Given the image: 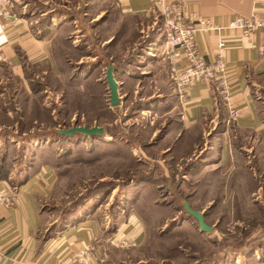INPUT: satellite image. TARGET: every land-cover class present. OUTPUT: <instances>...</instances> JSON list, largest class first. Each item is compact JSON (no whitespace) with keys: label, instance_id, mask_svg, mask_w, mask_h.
Wrapping results in <instances>:
<instances>
[{"label":"rangeland","instance_id":"obj_1","mask_svg":"<svg viewBox=\"0 0 264 264\" xmlns=\"http://www.w3.org/2000/svg\"><path fill=\"white\" fill-rule=\"evenodd\" d=\"M55 3L53 12L74 14L76 25L83 26L82 0ZM68 41L55 42L56 74L31 64L24 81L0 64V142L9 136L17 141L11 160L16 165L26 163L30 149L50 164L54 178L40 201L48 227L68 224L65 217L77 223L94 209L98 222L110 219L105 224L118 225L131 214L141 235L118 246L102 241L106 264H264V144L233 128L228 151L222 137L218 162L219 140L203 135L208 127H195L179 149L174 93L176 102L160 104L154 93L143 103L129 92L133 82H124L128 94L95 123V111H85V85L83 90L70 85L77 53ZM94 52L101 55L98 48ZM72 124L100 125L105 135L64 140L54 131ZM183 200L203 213L210 231L198 230L181 207Z\"/></svg>","mask_w":264,"mask_h":264},{"label":"crops","instance_id":"obj_2","mask_svg":"<svg viewBox=\"0 0 264 264\" xmlns=\"http://www.w3.org/2000/svg\"><path fill=\"white\" fill-rule=\"evenodd\" d=\"M164 1L179 2L187 11L215 25H226L234 16L244 17L252 9L264 14V0ZM55 5V0H11L12 18L0 26V64L13 75L25 81V68L31 64L56 74L55 42L69 39L68 48L77 53L71 58L76 66L68 77L70 85L78 90L85 85L89 97L97 86H103V96H108L101 70L111 64L118 98L128 94L125 83L133 82L129 92L137 93L143 103L154 93L162 98L160 104L169 98L176 102L161 54L157 0H82L80 28L76 15L53 12ZM218 38L226 43L223 57L230 90L228 101L235 107L236 115L224 123L226 107L216 94L214 82L196 79L187 87L185 98L177 102L180 127L174 139L181 149L184 138L191 137L192 128L208 127L202 133L220 141L214 148V157L222 162V137L228 151V134L233 128L251 133L264 144V119L260 115L264 103V40L256 31L243 35L233 28L198 30L194 36L197 53L212 60ZM97 48L99 57L94 52ZM108 107L111 109L112 105ZM28 145L31 146L30 141ZM18 146L10 136L0 142V191L9 196L7 203L0 202V264H59L69 251L85 243L100 248L106 236L135 241L141 235L140 222L133 215L127 214L118 225L105 224L110 219L98 222L94 209L90 216L86 214L77 223L55 227L50 236L42 238L40 232L48 228V222L40 201L53 181V170L47 161H38L32 149L26 163L16 165L11 160ZM96 264H106L103 255Z\"/></svg>","mask_w":264,"mask_h":264},{"label":"built area","instance_id":"obj_3","mask_svg":"<svg viewBox=\"0 0 264 264\" xmlns=\"http://www.w3.org/2000/svg\"><path fill=\"white\" fill-rule=\"evenodd\" d=\"M256 1V0H253ZM161 14V54L167 63V75L170 88L178 102L186 96L187 87L196 79L214 82V89L224 107L228 124L236 115V109L229 101V85L225 74V58L223 57L226 43L218 38L212 60H205L196 51L194 36L198 30H215L218 28L239 29L244 34L258 32L264 40V14L252 9L247 15L234 16L226 25L209 23L195 12L187 11L179 2L157 0ZM11 0H0V26L12 18ZM182 62L181 64H179ZM179 65V68L177 66ZM9 196L0 191V202L7 203ZM104 241L118 246L133 242L130 239L106 236ZM102 253L99 248L85 243L80 248L69 251L59 264H96Z\"/></svg>","mask_w":264,"mask_h":264},{"label":"water","instance_id":"obj_4","mask_svg":"<svg viewBox=\"0 0 264 264\" xmlns=\"http://www.w3.org/2000/svg\"><path fill=\"white\" fill-rule=\"evenodd\" d=\"M113 69H114V67H112L111 64H107L105 69H104V72H103V77H104L106 87H107V94L109 97L108 102L112 106L114 104L118 103V101H119L118 93H116L117 84H116V81L114 80V78L112 77ZM54 131L56 134L61 135L65 138H68L69 136H71L73 134L84 135L87 138L99 137V136H103V134H104L103 133V127H101L100 125H98V126H96V125L79 126V125L72 124V125L66 127V129L65 128H57ZM180 205L183 208V210L190 217H192V219L196 223L199 231H210L211 230L210 226L204 222L203 213L201 211L199 212V211H196V210L190 208L185 200L181 201Z\"/></svg>","mask_w":264,"mask_h":264},{"label":"trees","instance_id":"obj_5","mask_svg":"<svg viewBox=\"0 0 264 264\" xmlns=\"http://www.w3.org/2000/svg\"><path fill=\"white\" fill-rule=\"evenodd\" d=\"M103 86H97L94 88V95L91 97L88 96L87 94V90L85 91L88 99H87V107H85V111H87L88 113H91L93 111H95V113L93 114V119L95 121V123H98V120L104 118V115L106 114H112L111 110L109 109L108 105H109V97L108 96H103L104 90L102 88ZM90 98H93L92 100H89ZM99 110V112H98ZM98 112V114H97ZM91 115V114H90ZM60 136V139H64L66 140L67 138ZM64 220L68 223L70 221L69 217L68 218H64ZM55 227H48L46 228L44 231L40 232L42 238L48 237L52 234V231Z\"/></svg>","mask_w":264,"mask_h":264}]
</instances>
